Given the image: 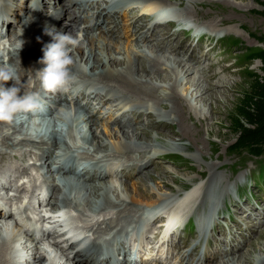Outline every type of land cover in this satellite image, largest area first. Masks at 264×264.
Here are the masks:
<instances>
[{"label": "bare ground", "instance_id": "bare-ground-1", "mask_svg": "<svg viewBox=\"0 0 264 264\" xmlns=\"http://www.w3.org/2000/svg\"><path fill=\"white\" fill-rule=\"evenodd\" d=\"M13 1L15 2L16 0ZM138 1L142 3H138L141 7L138 6L137 8H133L134 5H137L136 3ZM206 1L211 2L213 0H130L133 5L128 8L127 12L131 11L136 17L133 22V24L136 23L135 34L140 36L142 41L125 42L126 46L124 49L120 47L121 41H118V38L113 36L101 34L96 37L97 40H94L90 36H86L82 39L83 35H77L70 29L71 26L75 31L78 30L80 33L93 32L98 24H103L107 31H113L114 27L118 24L115 18L116 15H108L107 18L100 19V21H104L103 23H100L99 20L92 23L90 20L83 21L82 8L79 9L77 14L73 15L70 13L67 17L65 13L66 10L63 7H56L51 17H45V23L43 22L42 15H40L46 8L45 5L43 7L39 5L26 7L23 16L17 14L18 18H20V21H18L21 23V35L19 37L13 36V38L10 39V44L7 46L4 45V47H2L0 45V67L8 65L14 66L19 77L18 86L22 91L30 92L31 90H40L39 94L42 99L47 101V103L53 104L55 109L58 105V101L61 100L62 91H57L58 93L56 96H52L51 91H46L42 88L41 82L35 74L38 69L37 62H40V58L43 56V48L52 40V37L47 34L46 29L53 26L56 28L53 30L70 33L73 36H77L80 40L79 46L72 49L71 54L74 64L71 67L74 71H78L74 73L81 75V77L79 79L76 78V80L71 83H83L90 77L98 81L99 88L96 89L106 91V96L112 93L119 96L113 98H123L126 101H139L141 103L153 102L159 104L161 108H166V114H164V112L160 114L151 112L148 114L146 116L147 123L143 124L139 122V120H142V114L135 115L132 120L127 122H123L121 118L118 117L115 119L110 117L106 122L107 126L104 125V127L106 126L105 133L99 129L100 124L95 117V111L92 110L87 113L86 108L82 110L80 108L78 109L79 111L75 108L67 110L56 109L57 111L53 112L50 107H47L51 109L52 115L48 113L46 108H39L31 113L30 116H28L29 111H21L16 114L11 122H0V145L7 147L6 151H0V158L3 159L4 156H7V153H14L21 156L24 153L23 149L27 146H31L30 149L25 150V155L37 157L36 159H38V161L41 160V165L43 168L47 169V174L50 178H53L54 165L56 164V160H51L54 154L55 144H53V149L52 147L45 149L43 140L35 141L40 138L38 136L32 137L31 134L38 133L40 135L41 132L46 131L45 135L48 134L49 138L55 141L56 138L54 134L58 131V128L53 125L55 121H60V126L61 123H63L72 130L74 125H76V129H78L76 135L80 136L79 138H81L82 142H88L91 146L95 147V156H98L97 152L99 151L102 153V156L95 160L103 164V166L105 164L107 165L106 169H101L99 172V185L97 183L98 181L96 182L91 177H89L88 181L84 182L85 186H87L85 191L88 192L85 195V199L93 200L92 203L98 202L97 207L101 210H112L110 216L103 219L99 224V228L104 225L99 231H103L104 229L109 230V228L113 230L114 232H112V235H115V241L121 247L126 246L127 238L132 236L126 231L135 219L139 218L145 220L146 225L151 226V228L144 230L148 231V229H155L157 230H154L156 236L162 234L161 232L163 231L162 228L156 226L157 222L161 221L166 223L167 220L166 213H168L169 209L167 210L163 207L162 210L158 212L155 221H149L145 218L146 213L144 210L132 205L133 201H138L139 199L147 201L153 198L154 190L169 191L173 195L179 193L171 189L170 183H163L161 180L163 185L157 186V182L151 180V177L154 176L158 181L160 180L159 178H165L169 180V182H172L173 180L170 181V177L172 178L173 175H177L178 177L182 176L177 170L166 167L170 170L171 176L170 174L167 175L164 174V172H159L158 170L162 169V167L159 169L157 168L158 173L149 170L142 171L143 168L154 163V160L164 149H166L167 152L179 150L188 151L189 147L192 145V141H194V143L196 142L198 146L197 151L199 152V157L204 159L205 156L201 151L205 149L204 144L207 136H205L206 138H198L199 130L195 131L188 128L190 125L189 121H192L191 125L194 127L206 121L208 127L207 135L211 134L214 125L213 122L217 119L216 115L219 104L227 100L229 91H231L233 86L232 82L234 80H231L229 75L222 78L217 77L218 79L216 80L213 79L214 76L220 74L222 71L217 65L213 66L215 62L211 60L212 56L208 53L212 52L214 56L213 50H208L207 54L204 56V61L195 60L198 56L194 54L190 55L189 58L185 60L186 58L181 57L187 53H183L182 51L187 47H192L191 44L178 42L177 32H170L169 29H167L168 27H166L165 31L159 32V27L147 28L146 25L148 14L161 12L163 13L162 19L164 18V20L173 21L175 20L174 18L177 17V22H183L186 23L187 26L195 27V25H200L201 22H199L197 14L191 11V8H197L199 4L202 5ZM224 1L226 4H230V0ZM149 5H152V7L150 8ZM6 9L8 14L0 13V22L5 25H10L12 21L9 16L16 14L17 11L16 8ZM217 11L219 10L217 9ZM137 12L140 14L139 16L136 15ZM126 16H128V14ZM63 18L66 19V22L60 26L59 22ZM223 22L224 21L220 19L217 20L211 17V20L205 23V27L215 30V27H219V25H221L220 23ZM68 23H71V25ZM155 24H158V22ZM126 25L132 33L129 24ZM152 26L155 25L153 24ZM168 26H171V24ZM232 29L233 27L229 28L227 32H232ZM197 31L201 32L199 27H197ZM135 34H133V39H137ZM151 35L154 37H150ZM112 46H115L116 49ZM218 63L219 65L220 63L222 64L221 61ZM82 65L89 69V73L83 70ZM212 66L213 70L216 68L218 69L212 72L207 71ZM29 80L34 81L36 86H32L33 82ZM13 83L14 81L12 80L4 82L6 86H10ZM93 94H96V92H93ZM96 96L97 94L95 97ZM71 99L74 101L75 96H72ZM116 100L117 99L113 100V102ZM74 103L79 107L77 102ZM100 103L101 102L98 104ZM82 104H85L84 106L89 109L91 108L88 103L82 102ZM187 113L188 115L190 113L191 115L194 114V116H188L186 115ZM74 119L75 122L73 123ZM132 122L137 123V128L130 130L129 127H131ZM164 126L168 127L167 133L158 130V127ZM150 135H153V138H151ZM76 138L75 136V139ZM169 139L174 142H169ZM184 139H187L189 143L183 144L182 142ZM125 144H133L135 149L125 147ZM158 145L162 147H158ZM141 147L144 148L145 151L142 152L139 157L134 156L133 152H138ZM110 160H119L121 164L123 162L125 164L132 162V165L128 167L138 169V174L142 172H147V174H141L137 177V181L134 182L132 186L133 190L129 187L128 183H125L124 186L122 182L119 181L115 183H111L110 181L106 182V177H108L109 174L113 176L117 173L110 169L111 165L108 163ZM60 165L63 164L61 163ZM89 173L90 172L86 174ZM122 173L126 176L129 175L127 174L126 168L122 170ZM213 174L214 175L207 180L204 195H193L191 197L194 190L190 195L184 198L182 210L187 217L188 213L189 217L196 214L199 217H205L209 223L215 218H220L222 215L220 203L225 204L227 198L230 197L229 194L232 190L230 183L233 184L236 191L239 185L243 183V181L233 180L230 176H219L220 174L216 171H214ZM130 177L131 176H129V178ZM184 177H188V179L186 178L188 182L191 181L192 177L188 175ZM154 183L156 185H154ZM106 192L109 194L112 193L116 201L110 200L106 196ZM124 195L127 196V198ZM128 196L132 197V201H129ZM197 201L198 205L195 206ZM88 206H90V203ZM89 211L90 209L82 207L80 213L84 216L88 214ZM169 214L171 217L176 218L177 216L180 217L179 215L181 213L172 211ZM238 215L242 216L243 219L246 217L248 221L246 222L248 224L242 229L241 233L238 234L237 231L233 233L230 248L227 250L224 249V252L216 254L213 259H206L203 263L199 260L197 264H264V245L260 246L257 243L260 247L259 250L255 251V254H253L250 249L255 244V241L264 233V213L260 212V220H256V218L246 215L245 211L240 209L239 206ZM1 218H3L5 222L0 221V254H8L11 245L21 240V238H16L18 237V232L16 230L23 231L22 237L24 241L27 240L28 236H33L30 231H24L19 225L16 230L13 229L14 226H10V224L6 225L8 220L3 216L2 211H0V220ZM9 218H11V216H9L8 219ZM12 219L16 221L14 217ZM121 220L122 223L120 222ZM86 227L89 226L87 225ZM236 228L241 229L240 227ZM135 232L136 230H132L130 233L134 234ZM243 236L248 239L241 242L240 237ZM148 238H150V236ZM68 243L67 241L64 246ZM58 246L64 250L63 246L59 244ZM58 246L56 245L54 248L57 254L52 255V258L56 255L58 256V262L55 263L91 264L89 256L90 249H80L79 242H71L69 248L64 250L65 253H62ZM9 256L6 259V263L5 258L0 255V264H12ZM105 256L106 255L103 253H97L95 261H99L103 264L106 262ZM81 257H84L85 261L80 260ZM258 259L259 261H257ZM46 261L48 264L52 263L47 259ZM187 262L183 264H187ZM188 264L192 263L188 262Z\"/></svg>", "mask_w": 264, "mask_h": 264}, {"label": "rangeland", "instance_id": "rangeland-1", "mask_svg": "<svg viewBox=\"0 0 264 264\" xmlns=\"http://www.w3.org/2000/svg\"><path fill=\"white\" fill-rule=\"evenodd\" d=\"M139 4H142V3L140 2ZM3 5H4V0H0V8ZM194 9L191 8V11L194 12V14L195 13L197 14V16L199 17V22H201L200 24L205 25V23L209 22V20H211V17H212V18H216L217 20L220 19V20L224 21L223 23H220L221 25H219V27L218 26L215 27L216 28L215 30H222L224 33H228L227 30L229 28L233 27L232 32L228 33L227 35H230V37H234L235 39L238 40V46L233 51H231V54L236 53V55H238L237 58H240V56L244 55L246 52H250L252 48H260V47L264 48V44L261 43V41L264 40V14H263V12H264V0H230V4H226V2L224 0H213L211 2L206 1L202 5L199 4V6H197V8H194ZM217 9L219 11H217ZM44 15L46 16V14H44ZM227 15H230V16H227ZM119 17L120 16H118V18ZM42 18L44 20L43 22L46 23L45 18L43 16H42ZM194 18H196V17H194ZM237 18H238V20H237ZM123 20H124L123 17L119 18L121 25H124V26L119 27L118 25H116L114 27L113 31H107L105 29V25L98 24L95 27V30L93 32H81L80 34H77V35H83L82 39H84L86 36H90L94 40L95 39L97 40L96 37L98 35L107 34L109 36H113L115 38H118V41H121L120 47H122L124 49L126 46L125 42L128 43L134 39H133V34L129 31L126 23ZM65 22H66V19L63 18L59 22L60 26H62ZM223 24H224V26H223ZM70 29L75 33V30L71 26H70ZM96 30L98 32H100V33L97 32L98 35L95 34ZM13 36L19 37L17 33ZM13 36H12V38H13ZM150 37H154V36L151 35ZM112 47H115V46H112ZM115 49H116V47H115ZM211 60L213 62H215L213 55L211 57ZM37 65H41V63L37 62ZM215 65H217L218 68H221L222 71L220 72V74L213 77L214 80L218 79L219 77L222 78V77H225L226 75H229L231 77V80H234V81L232 82L233 86L231 88V91H229V95L227 96V100H225L224 103L219 104V107H218L219 112L217 111V115H216L217 119L213 122L214 125H213V129H212L211 134L207 135L208 134L207 133L208 127H207L206 121L201 123L202 126H201V124H199L196 127L191 125L192 121H189L190 125L188 126V128H191L192 130H195V131L199 130V135L197 136L198 138H206L205 136H207L206 142L204 144L205 149H203L201 151L203 153V155L205 156V158L201 159L199 157V155H198L199 152L197 151L198 146H197L196 142L194 143V141L191 142L192 145L189 147V150L186 152L182 151V150L168 151L167 152L166 149H164V150H162L164 153L163 152L161 153L163 155L161 157H157L154 160V163L150 164L149 171L156 172V173H158V171L164 172V174L168 175V174H170V170L166 167H171V168L177 170L180 173V175H182V176L178 177L177 175L172 176L170 174L172 176V178L170 177V181L173 180L172 182L174 184L172 182H169V180H166L165 178H159L160 180L158 181L157 178H155L154 176L151 177V180L154 182L156 181L157 186L163 185L161 183L163 181V183L165 182V183H170L171 185L173 184L172 185L173 187L177 188L178 190H181V187H185L186 184L188 183V181H187L188 177H186L187 178L186 179L184 177L185 175L192 177L191 181L192 180L194 181L195 178H197V180L200 181V178H199L200 176L205 177L207 175L205 178L210 179V177L212 175H214L213 174L214 171H216L217 173L220 174L219 176H221V175L224 177L230 176L233 180L245 182L244 185H240L237 188V194L241 195L242 196L241 198L243 200H244L243 197L251 200V196H253L254 198L252 200L256 201L259 197L263 198V193H264V183L261 184V181L264 180V167L263 168L261 167V166H264V158L263 159H259V158L257 159V158L251 157V156H247V157H245V156L240 157L239 156L238 157V156H234V155L230 154V147L235 142V136L231 133V130H230V114H232L233 108L236 106L237 100L240 97L241 93L244 90H246V88H247L246 87L247 72L250 71L252 73H257V74L262 75V70H261L262 63L260 61H255L251 65H249L245 68H242L239 71L237 70L236 71L237 73H235V75L231 71L230 67L225 66L223 63L222 64L220 63V65H219L218 62H215V64L213 66H215ZM213 66L210 69H208L207 71L212 72V71H215L216 69H218V68H216L213 70ZM74 72H78V71H74ZM86 72L89 73V69H87ZM87 80L93 84L96 83V81L93 78H87ZM86 90H87V86L82 93H84ZM57 93L58 92H52L51 95L56 96ZM82 93H80V95H82ZM88 93H90V91H88L87 94ZM142 105H145V104H142ZM154 105H155V108H157L158 112H164V114H166L165 113L166 108H163V107L161 108L159 106V104H154ZM85 108H86L87 113L92 111V108L89 109L86 106L82 107L81 110L85 109ZM76 113H78V112H76ZM186 115H188V113ZM189 115H191V113ZM191 116H194V114H192ZM74 122H75V119L73 120V123ZM133 123L134 122H132L131 127H129L130 130L137 128V123L135 122V124H136L135 128H133ZM99 124H100L99 125L100 131L105 133L107 124L106 123H102V124L99 123ZM104 125H106V126L104 127ZM75 126L76 125H74L73 130L70 129V131L72 133L74 132V129H76ZM167 129H168V127H166V126L158 127V130L162 131L164 133L168 132ZM76 131H78V129H76ZM67 136H68L69 140L75 139V136L77 138L80 137V136H77L76 133H75L74 137H71V135L69 134V130H68ZM150 137L153 138V135H150ZM82 138H84V137H82ZM169 138H171V137H169ZM171 139H169L170 141L169 140L168 141L174 142ZM182 143L188 144L189 141L187 139H184ZM158 147H162V146L158 145ZM6 149H7L6 146L0 145V151L4 152V151H6ZM166 153L168 154L167 156H166ZM6 155H7L6 157H8L9 153H7ZM160 167H162V169H159ZM146 170H148L147 166H145L142 171H146ZM234 170L235 171L241 170V171H240V173H238L236 175ZM258 172L260 174L259 178L257 175ZM145 173L147 174V172H144V173L142 172L141 174H145ZM154 175H157V174H154ZM255 180L259 182V186L261 184L260 187L255 185ZM136 181H137V179L132 181L131 183H128L129 187L132 188L134 182H136ZM191 181L189 182L188 186H190ZM123 185L125 186V183H123ZM154 185H156V184L154 183ZM230 185H232V183H230ZM171 189L175 190L174 188H171ZM132 190H133V188H132ZM154 191L156 193L155 197L157 195L160 196L161 194L165 195V193L166 194L169 193V191H160V190H154ZM182 191L183 190H181V192ZM232 196L233 197H231V198L234 199V194H232ZM137 202L145 203L144 205H148L150 203V199L147 201L139 199ZM164 202H166V199L164 200ZM220 207H221V209H224L222 204H220ZM257 243L260 246L264 245V233L259 239H257L255 241V244L253 245L254 247L252 246L250 248L253 254H255L256 250H259L260 246L257 245ZM78 256H79V254H78ZM80 260L85 261V258L81 257ZM257 261H259V259Z\"/></svg>", "mask_w": 264, "mask_h": 264}, {"label": "clouds", "instance_id": "clouds-1", "mask_svg": "<svg viewBox=\"0 0 264 264\" xmlns=\"http://www.w3.org/2000/svg\"><path fill=\"white\" fill-rule=\"evenodd\" d=\"M31 5V2H30ZM29 5V6H30ZM58 18V17H57ZM54 26L46 29L52 40L43 48L40 63L44 65L37 69L35 74L46 91H68V85L76 80L72 69L74 60L72 49L79 46L77 36L63 31L53 30ZM83 70H87L82 65ZM12 80L14 83L6 86L4 82ZM18 74L14 66L0 67V122H11L16 114L21 111H34L42 107L38 92H23L18 86Z\"/></svg>", "mask_w": 264, "mask_h": 264}, {"label": "trees", "instance_id": "trees-1", "mask_svg": "<svg viewBox=\"0 0 264 264\" xmlns=\"http://www.w3.org/2000/svg\"><path fill=\"white\" fill-rule=\"evenodd\" d=\"M264 14V12H263ZM264 44V40L261 41ZM245 58L262 63V75L247 72L246 90L230 114V130L235 142L230 147L234 156H264V48H252Z\"/></svg>", "mask_w": 264, "mask_h": 264}]
</instances>
